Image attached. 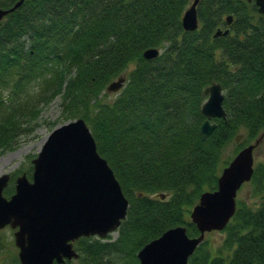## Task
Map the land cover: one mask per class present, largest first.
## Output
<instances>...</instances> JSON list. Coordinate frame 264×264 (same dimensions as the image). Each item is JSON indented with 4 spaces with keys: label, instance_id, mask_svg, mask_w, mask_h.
I'll list each match as a JSON object with an SVG mask.
<instances>
[{
    "label": "trees",
    "instance_id": "16d2710c",
    "mask_svg": "<svg viewBox=\"0 0 264 264\" xmlns=\"http://www.w3.org/2000/svg\"><path fill=\"white\" fill-rule=\"evenodd\" d=\"M15 1L0 0V7ZM189 3L24 0L0 21V153L16 148L27 111L38 116L33 100L60 95L66 117L89 126L129 202L115 238L82 236L74 242L78 257L60 264H138L141 247L170 227L199 235L192 206L264 132V16L253 0H199V27L186 31L181 17ZM218 28L228 32L214 36ZM148 48L159 55L145 59ZM120 75L124 86L104 100ZM213 81L224 91L226 120L212 119L216 128L203 140L202 90ZM230 144L233 155L225 157ZM248 184L256 201L236 197L222 242L214 247L205 237L188 264H264L263 162L254 163ZM9 246L1 229L0 264H19Z\"/></svg>",
    "mask_w": 264,
    "mask_h": 264
},
{
    "label": "water",
    "instance_id": "95a60500",
    "mask_svg": "<svg viewBox=\"0 0 264 264\" xmlns=\"http://www.w3.org/2000/svg\"><path fill=\"white\" fill-rule=\"evenodd\" d=\"M198 1L193 0L183 12L181 25L186 31L198 27ZM23 2L16 0L10 7H0V21ZM254 3L264 16V0H254ZM226 20L230 24L232 15L226 16ZM227 32L218 29L214 36ZM159 53L157 48H148L143 57L153 59ZM124 82L125 77L119 76L107 84L105 91L118 92ZM202 95L206 96L201 104L205 119L199 130L205 140L216 128V122L211 119L226 120V111L219 82L207 85ZM263 136L264 132L241 148L223 167L217 188L202 192L192 206L190 219L199 235L188 236L182 225L168 228L141 247L137 253L139 264H188V258L206 233L220 231L227 225L236 209L238 189L251 179L253 151ZM31 162V178L26 173L18 175L9 197L3 195V190L9 183L10 173L0 174V229L5 226L14 229L19 264H60L66 259H76L75 240L82 236L105 238L125 219L128 200L107 160L98 153L83 118L57 125Z\"/></svg>",
    "mask_w": 264,
    "mask_h": 264
},
{
    "label": "rangeland",
    "instance_id": "374dc122",
    "mask_svg": "<svg viewBox=\"0 0 264 264\" xmlns=\"http://www.w3.org/2000/svg\"><path fill=\"white\" fill-rule=\"evenodd\" d=\"M192 0H190L191 2ZM130 66L129 68H131ZM116 93H107V96L104 98L106 101L112 100ZM32 101L31 106H38L40 112L38 116L34 119V111H27L25 116V121L23 123L22 130L17 136L18 143L16 148L12 150H6L0 153V174L9 172L12 173H26L27 177L30 178L32 172V163L31 159L36 157L44 140L48 134L57 126L68 120H73L76 118H67L66 113L63 111V106L61 103V96L57 95L48 103ZM89 127V126H88ZM234 144H230L224 152L225 157H232L234 152ZM254 161H260L264 163V136L259 143V145L254 150ZM224 166L221 167V170ZM31 168V170H30ZM221 172V171H220ZM237 198L244 200L248 204H253L256 201V198L251 197L250 195V185L245 183L242 185L238 191ZM3 235L10 242L9 249L16 253L17 247L14 245L13 232L14 229L9 226L4 227ZM113 238L117 236V233L112 234ZM225 234L221 231H212L206 234V239L209 240L210 245L218 246ZM8 254V253H7ZM2 264H10L9 260L2 262Z\"/></svg>",
    "mask_w": 264,
    "mask_h": 264
}]
</instances>
